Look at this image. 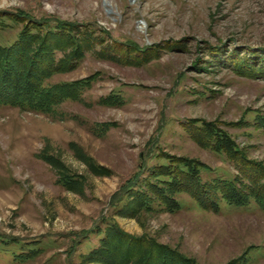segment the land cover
Listing matches in <instances>:
<instances>
[{
    "label": "rangeland",
    "instance_id": "1",
    "mask_svg": "<svg viewBox=\"0 0 264 264\" xmlns=\"http://www.w3.org/2000/svg\"><path fill=\"white\" fill-rule=\"evenodd\" d=\"M17 56L69 87L0 102V264H264V0H0Z\"/></svg>",
    "mask_w": 264,
    "mask_h": 264
},
{
    "label": "trees",
    "instance_id": "2",
    "mask_svg": "<svg viewBox=\"0 0 264 264\" xmlns=\"http://www.w3.org/2000/svg\"><path fill=\"white\" fill-rule=\"evenodd\" d=\"M11 47L12 46L7 47L5 51L9 53L14 51L15 47L13 48ZM9 48H11V50H7ZM6 58L0 59V67L3 73H5V76L10 75L11 73L13 74L14 77L16 76L17 82L13 84L14 86L13 87L14 89H12L13 92L9 91L7 93L6 89L4 91H1L0 89V102L9 103V104L19 103L21 105H27L30 104L31 102H38L40 104L43 100L47 102H52L53 98L54 101L58 99L59 96H57L56 93L57 92L61 93L62 91L61 87L62 88H64L65 86L69 87V85L66 84L54 88V97L49 98L48 100L47 91L44 89L42 85L44 80L43 78L45 75L44 72L46 71L47 66H45L44 69L40 71L41 73L38 72L36 74H33L31 73L33 72L31 68H29L30 70H28V69H24L23 67L24 65L22 66L23 56L20 60L17 56L16 59H13L12 62H10L9 59ZM12 63L15 65V67H11ZM20 75L22 76L24 75L22 79L20 78ZM222 194L224 198L230 203H235V204L248 203V201L242 202L241 200L237 201L238 199L226 197L223 191ZM255 200H257V203L260 206L261 204H263L257 198H255ZM114 235L115 233L112 234L111 237H113ZM120 241L121 242L117 243L116 246H113L112 248L113 251L111 253L112 254L111 256L114 257L115 264H188L189 262L187 261L188 259L184 258L183 256L177 255L174 251H171L165 246L161 247L162 249L158 251V249H153L149 243H146L143 240L138 239L136 241H133L131 239L130 240L127 239V237L124 238L121 237Z\"/></svg>",
    "mask_w": 264,
    "mask_h": 264
}]
</instances>
